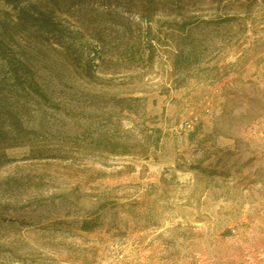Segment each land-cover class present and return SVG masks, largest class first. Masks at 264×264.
<instances>
[{
	"label": "rangeland",
	"instance_id": "rangeland-1",
	"mask_svg": "<svg viewBox=\"0 0 264 264\" xmlns=\"http://www.w3.org/2000/svg\"><path fill=\"white\" fill-rule=\"evenodd\" d=\"M0 264H264V0H0Z\"/></svg>",
	"mask_w": 264,
	"mask_h": 264
},
{
	"label": "trees",
	"instance_id": "trees-1",
	"mask_svg": "<svg viewBox=\"0 0 264 264\" xmlns=\"http://www.w3.org/2000/svg\"><path fill=\"white\" fill-rule=\"evenodd\" d=\"M42 23H44V22H42ZM6 61H5V64H6V66L11 70V73H12V76H13V78L16 80V81H18L19 82V78H20V76L17 74V70L15 69V65H14V63H15V61H10V60H7V59H5ZM19 84L22 86V83L21 82H19Z\"/></svg>",
	"mask_w": 264,
	"mask_h": 264
}]
</instances>
